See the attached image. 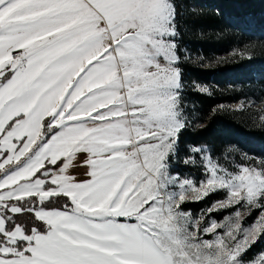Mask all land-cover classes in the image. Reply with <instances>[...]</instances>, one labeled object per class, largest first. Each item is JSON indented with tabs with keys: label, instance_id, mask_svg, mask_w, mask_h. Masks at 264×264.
<instances>
[{
	"label": "snow or ice",
	"instance_id": "6c2138e0",
	"mask_svg": "<svg viewBox=\"0 0 264 264\" xmlns=\"http://www.w3.org/2000/svg\"><path fill=\"white\" fill-rule=\"evenodd\" d=\"M179 14L178 0H0V264H264L246 258L264 161L230 171L183 144ZM197 161L199 181L177 169ZM218 190L209 212L240 205L223 223L183 207Z\"/></svg>",
	"mask_w": 264,
	"mask_h": 264
},
{
	"label": "trees",
	"instance_id": "16d2710c",
	"mask_svg": "<svg viewBox=\"0 0 264 264\" xmlns=\"http://www.w3.org/2000/svg\"><path fill=\"white\" fill-rule=\"evenodd\" d=\"M178 2L184 106L188 120L181 137L183 144L202 146L230 170L246 164L259 167L264 161V122L248 109L228 105L250 101L264 103V0ZM177 169L197 181L202 177L193 165L177 162ZM225 195L224 191L212 192L185 206L205 208ZM63 202L61 197L46 206L58 208ZM231 211L232 207L222 213L226 215ZM19 220L28 226L33 223L28 213ZM262 252L264 235L258 237L246 258L252 259Z\"/></svg>",
	"mask_w": 264,
	"mask_h": 264
},
{
	"label": "rangeland",
	"instance_id": "374dc122",
	"mask_svg": "<svg viewBox=\"0 0 264 264\" xmlns=\"http://www.w3.org/2000/svg\"><path fill=\"white\" fill-rule=\"evenodd\" d=\"M229 107L231 108H245V109H248L250 111H252V114L255 116V114H258L259 116V120L264 122V103H258V102H253V101H250V102H246V103H233V104H229L228 105ZM185 115L187 117V112L185 111ZM208 153V152H207ZM213 158V157H212ZM214 162L218 163L216 159H214ZM183 164V163H182ZM219 164V163H218ZM221 165V164H220ZM223 166V165H222ZM241 166V165H240ZM243 166H251V167H257V165H253V164H246V165H243ZM224 168H226L225 166H223ZM194 168L197 169L199 171V174H201L202 176V171L203 169L199 166V161H197V164L194 165ZM228 169V168H227ZM230 170V169H229ZM236 170V169H235ZM235 170H230V171H235ZM203 177H201L202 179ZM200 180V179H199ZM198 180V181H199ZM218 191H222V190H218ZM216 192V191H215ZM212 192H208V194H210ZM207 194V195H208ZM193 196H195L196 194H191ZM200 195V199H192L186 203H193V202H197V201H200L202 200L205 196L207 195H204L203 191L199 193ZM227 195V194H226ZM226 195L224 197H221V198H217V199H214L207 207L205 208H201V209H189L185 206V204L183 205V207L185 208V210L189 211L192 215L193 218H198L200 217L201 215L204 216V220L201 222L202 225L204 223H207L209 222L210 220H216L218 223H223L224 220H225V217H228L230 215H233L235 213V211L240 208V205H235L233 206V211H231L230 213L226 214V215H223L222 211L227 209V208H224V209H219V210H213L211 212H209V209L213 207L214 204H216V202L218 201H221L223 199L226 198ZM243 203V202H242ZM230 208V207H229ZM241 211L243 212L244 210L241 209ZM259 209H254L250 212V214H247V215H243L242 217V227H247V226H250L253 224V222L256 220V218L258 217L259 215ZM218 231H223V229H218ZM205 239H211L212 237L209 235V236H205L204 237ZM239 238V237H238ZM264 253V252H262ZM260 254V253H259ZM256 255L255 257L259 256ZM253 259V258H252Z\"/></svg>",
	"mask_w": 264,
	"mask_h": 264
},
{
	"label": "crops",
	"instance_id": "0c3cea01",
	"mask_svg": "<svg viewBox=\"0 0 264 264\" xmlns=\"http://www.w3.org/2000/svg\"><path fill=\"white\" fill-rule=\"evenodd\" d=\"M86 158V154H79L77 159L74 161L73 166L69 170L70 174L81 182L90 178L88 175L89 168L84 165Z\"/></svg>",
	"mask_w": 264,
	"mask_h": 264
}]
</instances>
